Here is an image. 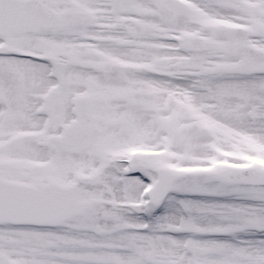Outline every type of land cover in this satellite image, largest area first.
I'll list each match as a JSON object with an SVG mask.
<instances>
[{"label": "snow or ice", "instance_id": "snow-or-ice-1", "mask_svg": "<svg viewBox=\"0 0 264 264\" xmlns=\"http://www.w3.org/2000/svg\"><path fill=\"white\" fill-rule=\"evenodd\" d=\"M0 264H264V0H0Z\"/></svg>", "mask_w": 264, "mask_h": 264}]
</instances>
